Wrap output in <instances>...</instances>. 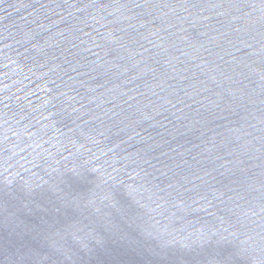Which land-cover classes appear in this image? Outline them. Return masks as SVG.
Wrapping results in <instances>:
<instances>
[{
  "label": "water",
  "instance_id": "1",
  "mask_svg": "<svg viewBox=\"0 0 264 264\" xmlns=\"http://www.w3.org/2000/svg\"><path fill=\"white\" fill-rule=\"evenodd\" d=\"M0 264H264V0H0Z\"/></svg>",
  "mask_w": 264,
  "mask_h": 264
}]
</instances>
